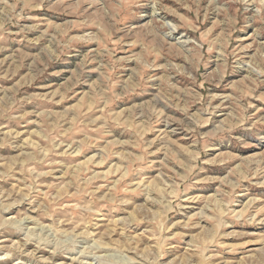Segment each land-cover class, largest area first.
<instances>
[{"label": "rangeland", "instance_id": "1", "mask_svg": "<svg viewBox=\"0 0 264 264\" xmlns=\"http://www.w3.org/2000/svg\"><path fill=\"white\" fill-rule=\"evenodd\" d=\"M0 264H264V0H0Z\"/></svg>", "mask_w": 264, "mask_h": 264}]
</instances>
